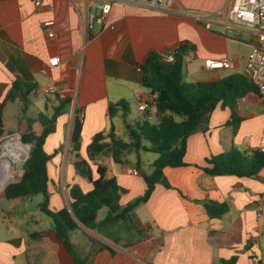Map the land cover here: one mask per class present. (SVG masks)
I'll list each match as a JSON object with an SVG mask.
<instances>
[{
    "label": "crops",
    "instance_id": "0c3cea01",
    "mask_svg": "<svg viewBox=\"0 0 264 264\" xmlns=\"http://www.w3.org/2000/svg\"><path fill=\"white\" fill-rule=\"evenodd\" d=\"M93 1L0 0V120L3 126L12 117L21 120L17 131L3 128L0 138L10 133L21 137L29 129L40 135L39 115L53 114L57 96L71 99L44 144L51 157L47 168L52 210L70 208L71 186L78 185L83 192L92 188L77 173L70 152L76 112L82 123L80 154L88 160L95 178L97 166H104L107 177H114L126 190L119 201L125 207L143 194V175L153 172L157 156L144 165L140 158L132 162L133 153H129L125 163H115L106 150L90 160L87 147L96 134L106 135L111 126L117 136L124 137L126 124L137 122L127 120L120 111L115 114L118 127L115 115L109 117L110 104L124 101L138 117H144L137 107L141 101L153 99L142 86L141 66L149 53L163 56L185 45L192 58L187 53L184 56L183 79L215 81L244 75L247 56L256 43L254 34L243 26L226 30L229 0H167V10L118 1L102 24L87 31L86 17L95 12ZM47 19L56 22L53 38L42 26ZM223 58L232 60L233 68H205V60ZM14 84L18 95L4 103ZM48 87L56 92L44 93ZM24 94L27 96L21 97ZM31 95L37 100V114L30 111ZM41 106L44 111L39 110ZM236 112L249 117L240 122L235 134L228 125L231 110L219 104L207 129L188 138L185 166L164 170L171 188L157 184L147 202L124 220L104 223L108 209L93 228L78 223L70 233L76 257H89L91 264H219L232 257H236L234 264H264V216L256 214L264 206V168L253 177L204 172L211 156L233 148L248 154L256 149L264 122V99L241 101ZM3 190L0 196L5 197ZM208 200L226 202L228 212L210 218L202 205ZM104 224L110 226L101 228ZM5 230V234L0 232V264H78L57 238L53 224L40 228L37 222L23 231Z\"/></svg>",
    "mask_w": 264,
    "mask_h": 264
},
{
    "label": "trees",
    "instance_id": "16d2710c",
    "mask_svg": "<svg viewBox=\"0 0 264 264\" xmlns=\"http://www.w3.org/2000/svg\"><path fill=\"white\" fill-rule=\"evenodd\" d=\"M187 50L188 47L185 45L179 47L172 61H165L161 55L151 52L141 66L142 86L153 96L156 108L154 120L144 116L141 121L134 124L127 123L124 137L117 136L114 127L111 126L106 135L96 134L87 147L90 160L107 150L115 163H125L126 154L140 150L157 154L152 164L153 172L150 175H143L146 184L143 194L125 207H121L119 201L126 190L118 185L114 177H107L104 166H97L95 178L88 160L80 154L82 123L76 112L70 137V152L77 173L90 182L92 188L88 192H83L78 185H73L69 189L71 200L69 209L49 208L47 164L51 157L46 153L44 144L47 136L55 131L57 117L65 113L69 106L71 102L69 97L60 98L56 95L58 104L53 106V114L39 115L38 120L43 127L40 135L31 129L21 134V142L30 145L29 156L23 165L20 181L6 185L4 196L6 199H28L42 195L40 210L52 218L57 238L78 264H91L89 257L83 259L76 257L70 242V233L79 227L78 223L88 228L95 227L97 214L104 206L109 209L104 223L128 218L140 204L147 202L157 184L171 188L164 174L165 168L185 166L188 138L198 131L207 129L209 117L219 104L231 110L228 125L235 134L240 122L249 117L237 114V104L244 100L250 102L259 100L260 94L256 87L241 74H232L215 81H185L182 71ZM27 94L21 97H26ZM17 95V85L14 84L4 103ZM129 110L126 102L120 101L110 104L108 113L109 117L113 118L121 111L125 117ZM3 132L0 120V137ZM105 139L109 142L106 143ZM207 163L210 167L204 168V172L211 176L253 177L264 168V153L252 150L248 154L233 148L226 154L211 156ZM16 179L17 177L14 180ZM202 205L210 218H219L229 209L226 202L214 200L204 201ZM107 249L113 253L111 249ZM235 261L236 257H232L230 260L220 261L219 264H234Z\"/></svg>",
    "mask_w": 264,
    "mask_h": 264
},
{
    "label": "built area",
    "instance_id": "2783aa9c",
    "mask_svg": "<svg viewBox=\"0 0 264 264\" xmlns=\"http://www.w3.org/2000/svg\"><path fill=\"white\" fill-rule=\"evenodd\" d=\"M123 0H94L92 7L95 12L89 13L86 17L85 29L90 31L96 23L102 24L106 16L110 13L114 2ZM131 3L144 6L150 9L167 10L170 8L167 0H129ZM40 5L39 1L35 2ZM229 23L225 25L226 30H230L234 25H240L249 29L256 38V43L253 45L250 53L247 56L244 75L256 87L260 96L264 99V0H229ZM56 22L54 19H47L42 23V26L49 38L55 36L54 28ZM175 51H170L163 55L165 61H172ZM187 57L192 58V52L187 53ZM234 63L228 58L223 59H207L205 60V68L209 70L216 69H231ZM55 89L48 87L44 93H55ZM138 111L149 120H154L156 108L151 101H141L137 107ZM82 114L80 118H82ZM11 136L9 140H14ZM257 151L264 153V122L260 138L257 144ZM138 174L137 171H134ZM256 214L258 217L264 216V206H259Z\"/></svg>",
    "mask_w": 264,
    "mask_h": 264
},
{
    "label": "rangeland",
    "instance_id": "374dc122",
    "mask_svg": "<svg viewBox=\"0 0 264 264\" xmlns=\"http://www.w3.org/2000/svg\"><path fill=\"white\" fill-rule=\"evenodd\" d=\"M40 100L44 99V96L39 97ZM31 101L32 106L30 108V111L32 113L37 114L38 113V106L36 105V101L34 95H31ZM37 106V107H36ZM39 110L44 111L43 106L39 107ZM130 111L126 115L127 120H133V121H141L142 118L137 116L136 110L134 111L133 107H130ZM27 114V113H26ZM24 120H27V115L24 117ZM20 118L17 119V117L10 118L6 124L3 126L4 130L6 132L10 131H17L19 129L20 124ZM114 123L119 127L120 123L117 119L116 115L114 117ZM11 136H14L15 139H19V136L16 135V133H10L8 134V137L0 138V160L2 159L3 154L7 150V141L11 138ZM21 141V138L19 139ZM146 144V142H144ZM30 147L29 144H26ZM28 147V148H29ZM157 154L150 152V151H143L140 150L138 152H133L130 156V160L132 162H135L137 158L141 159V162L144 165H148L152 162L154 157H156ZM25 160H21L16 162V164L12 165L13 174L12 177H21L23 174V165ZM8 179L7 181H10L12 179ZM6 179L4 178L1 170H0V190L4 189L8 183L5 182ZM14 181V180H13ZM11 181V182H13ZM4 191V190H3ZM43 201L42 195H35L31 197L30 199H6L3 196H0V232L3 231V233H7L5 229H8L10 231L18 230L23 231L28 226H35L38 222V224L41 227H46L50 224H53V220L51 217L46 215L40 210L41 202ZM108 211L107 207H102L98 213L97 222L99 223L100 220H102V215L106 214ZM35 219V222L33 223L32 220ZM135 223V221L133 222ZM129 225V224H128ZM110 224H104L101 226V228L109 227Z\"/></svg>",
    "mask_w": 264,
    "mask_h": 264
},
{
    "label": "bare ground",
    "instance_id": "6f19581e",
    "mask_svg": "<svg viewBox=\"0 0 264 264\" xmlns=\"http://www.w3.org/2000/svg\"><path fill=\"white\" fill-rule=\"evenodd\" d=\"M7 150L3 154L2 159L0 160V170L6 179L5 182H11L15 179V177H12L13 169L12 165L16 164V162L25 160L26 156L28 154V147L27 145L22 144V142L17 140H9L7 141ZM12 179L10 181H7L8 179Z\"/></svg>",
    "mask_w": 264,
    "mask_h": 264
},
{
    "label": "water",
    "instance_id": "95a60500",
    "mask_svg": "<svg viewBox=\"0 0 264 264\" xmlns=\"http://www.w3.org/2000/svg\"><path fill=\"white\" fill-rule=\"evenodd\" d=\"M20 138H21V137L19 136V139H20ZM22 144H24V143H22ZM24 145H26V144H24ZM29 152H30V147L28 148V154H27V156H26L25 161L27 160V158H28V156H29ZM25 161H24V163H25ZM20 179H21V177L17 178L16 180H14L13 182H10V183H16V182H19ZM8 184H9V183H8Z\"/></svg>",
    "mask_w": 264,
    "mask_h": 264
}]
</instances>
